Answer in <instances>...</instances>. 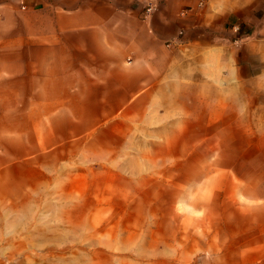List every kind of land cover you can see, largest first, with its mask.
Listing matches in <instances>:
<instances>
[{"label":"rangeland","instance_id":"1","mask_svg":"<svg viewBox=\"0 0 264 264\" xmlns=\"http://www.w3.org/2000/svg\"><path fill=\"white\" fill-rule=\"evenodd\" d=\"M37 101L15 100L14 161L0 162V264L254 262V227L218 215L255 202L234 177L248 140L230 124L198 130L158 107L67 115L55 100L40 115Z\"/></svg>","mask_w":264,"mask_h":264},{"label":"crops","instance_id":"2","mask_svg":"<svg viewBox=\"0 0 264 264\" xmlns=\"http://www.w3.org/2000/svg\"><path fill=\"white\" fill-rule=\"evenodd\" d=\"M32 99L40 115L55 100L67 115L158 107L198 130L230 124L248 140L234 177L255 202L218 215L254 227L252 264H264V0H0L2 163L14 161L15 100Z\"/></svg>","mask_w":264,"mask_h":264},{"label":"built area","instance_id":"3","mask_svg":"<svg viewBox=\"0 0 264 264\" xmlns=\"http://www.w3.org/2000/svg\"><path fill=\"white\" fill-rule=\"evenodd\" d=\"M150 9H151V8H150V7H148V8L146 9V12H149V11H150Z\"/></svg>","mask_w":264,"mask_h":264}]
</instances>
